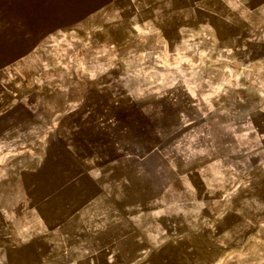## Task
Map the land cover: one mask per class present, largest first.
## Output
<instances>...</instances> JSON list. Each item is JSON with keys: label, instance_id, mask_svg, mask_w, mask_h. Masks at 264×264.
<instances>
[{"label": "rangeland", "instance_id": "rangeland-1", "mask_svg": "<svg viewBox=\"0 0 264 264\" xmlns=\"http://www.w3.org/2000/svg\"><path fill=\"white\" fill-rule=\"evenodd\" d=\"M110 1L0 0V157L17 168L34 165L25 153L46 154L42 176L0 190V264H63L9 244L6 211L30 206L65 234L116 241L152 227L143 263L122 254L111 264H239L236 253L264 264V230L248 226L264 176L198 174L205 160L246 171L264 159L261 79L229 67L261 62L251 34L263 21L249 27L211 0ZM67 30L75 41L62 42ZM66 140L116 163L115 175L72 176Z\"/></svg>", "mask_w": 264, "mask_h": 264}, {"label": "crops", "instance_id": "crops-1", "mask_svg": "<svg viewBox=\"0 0 264 264\" xmlns=\"http://www.w3.org/2000/svg\"><path fill=\"white\" fill-rule=\"evenodd\" d=\"M86 1V0H85ZM112 1V0H111ZM110 1V3H111ZM214 4L223 6H229L231 14L235 16L237 20L245 21L249 27H254L255 22H262L263 25L260 29H252V36H257L261 40L256 42V47H262V60L261 62L247 61L241 63L239 60H231L229 67L236 71H243L245 77L250 79V83H258L256 79H261L262 84V101L264 102V0H211ZM90 4L92 2H84ZM76 12L70 14V18L75 16ZM86 20L92 17L95 19V13L88 14ZM78 17V16H77ZM73 19H76L74 17ZM71 19V20H73ZM70 20V21H71ZM88 23V21H87ZM65 25V24H64ZM85 24L78 25L83 27ZM93 25V24H92ZM88 26L94 31V28ZM63 28V27H62ZM251 29V28H250ZM69 31V30H67ZM64 31L61 34L64 40L62 42L70 43L72 40L75 41L76 34H72L71 31ZM38 45H41L39 43ZM238 45V44H237ZM42 46V45H41ZM43 45L42 47H44ZM244 47L236 46L232 52ZM248 52H255L254 46H248L246 49ZM239 51V50H238ZM224 64H228L224 62ZM60 67V65H59ZM61 68V67H60ZM64 68V67H63ZM245 71V72H244ZM264 105V104H263ZM63 112L57 114L56 117H62ZM53 129V128H52ZM64 127H58L55 131L62 132ZM45 147L49 145V142H41ZM59 149L62 150V155L65 156L74 165L75 175L72 176H111L115 175L117 164L111 163L110 165H102L103 158L99 159L96 154L91 150L88 144L79 143V141L72 142L71 140L60 141L58 143ZM85 150L86 153H80V150ZM25 153V152H23ZM2 155V154H1ZM22 159H32L34 162L33 166L18 165L15 166L13 157L8 156V153L0 157V190L4 189L10 191L13 184L11 177L13 176H42L43 159L37 154H23ZM212 161V162H211ZM204 161L202 168L198 171L199 176H224L225 173L229 172L226 176H254V171L257 172V176H264V159L258 164V168L240 170L237 167L226 168V162L220 160ZM29 161L28 164L31 163ZM25 164V163H23ZM256 166V165H255ZM226 168V171H224ZM69 176V173H67ZM256 176V175H255ZM7 181L8 186L3 188V184ZM22 191L27 190L23 178L21 179ZM264 198V196H263ZM3 206H0V211L3 212ZM252 207V213L256 217L253 224L248 226L251 228H260L264 230V199L260 205L255 204ZM7 212V237L10 245H14L16 250H22L23 252L30 251L34 254L36 260H48V261H61L63 264H69V262H77L75 264H94L101 260H105L107 264H111L112 260H118V257L122 254L132 255L131 260L143 263L147 259V256L151 254L152 248L157 244V240H154L152 236V227L150 226V233L139 232V235H135L133 238L127 239L126 237L120 238L116 241L111 238L101 237L99 235L95 237H86L83 235L68 234L64 233L63 223L52 226L48 223L47 219L41 212L40 206H30L27 209L19 211L17 215L10 216ZM12 214V212H10ZM143 229V228H141ZM56 233L59 237L56 236ZM147 234V235H146ZM128 245H134L135 249L130 250ZM9 248V245H7ZM48 251L43 253L44 248ZM150 250V251H149ZM136 251V252H135ZM135 252V253H134ZM133 253L135 256H133ZM122 257V256H121ZM135 257V258H134ZM251 254L236 253L233 254L231 259L234 262H240L239 264H252L255 258L258 260L259 257H255Z\"/></svg>", "mask_w": 264, "mask_h": 264}]
</instances>
